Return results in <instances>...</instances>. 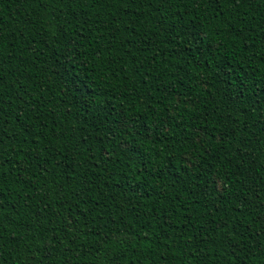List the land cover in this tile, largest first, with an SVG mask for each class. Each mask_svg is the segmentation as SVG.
<instances>
[{
  "label": "trees",
  "instance_id": "trees-1",
  "mask_svg": "<svg viewBox=\"0 0 264 264\" xmlns=\"http://www.w3.org/2000/svg\"><path fill=\"white\" fill-rule=\"evenodd\" d=\"M200 10L95 0L50 3L45 10L34 0H0L3 155L13 160L10 152L30 150L18 143L25 128L33 146L55 138L49 147L58 151L55 159L41 157L49 175L32 162L20 181L10 175L5 184L3 264L42 260L39 248L49 240L53 250L43 264H195L188 259L193 252L202 264H232V249L219 251L216 227L225 221L239 225L236 264H264V124L247 101L239 109L235 103L245 77L246 85L264 90V0L205 7L197 17ZM186 11L196 18L189 22ZM181 19L205 29L203 43L183 52L184 37L178 42L170 31ZM70 46L80 54L74 82L62 67ZM124 118L137 121L142 133L153 130L138 149L146 157L139 167L149 168L138 174L139 191L123 161L114 165L119 149L101 143ZM106 150L113 163L105 162ZM161 217L191 219L175 252L165 247L170 234L162 233ZM146 234L151 248L141 242ZM202 238L207 242L197 245Z\"/></svg>",
  "mask_w": 264,
  "mask_h": 264
},
{
  "label": "snow or ice",
  "instance_id": "snow-or-ice-1",
  "mask_svg": "<svg viewBox=\"0 0 264 264\" xmlns=\"http://www.w3.org/2000/svg\"><path fill=\"white\" fill-rule=\"evenodd\" d=\"M34 2H38L40 6L45 7L47 4L50 3H67V2H78V0H34ZM249 2V0H95V3H116V4H122V5H145L147 4L149 7L152 3L157 4H169V3H180V4H189L193 8H200L201 10L197 12V17L204 15L203 9L206 7L209 10H214L218 6L223 4H234L237 7L240 3H246ZM250 2H255V0H250ZM185 15L188 16L189 22L196 17H193L190 13L187 11L185 12ZM180 28H183L184 31L181 32ZM170 31L175 32V39L179 42L181 40V37H184V42L180 44L181 52L184 51V48L187 44H191L193 42H199L203 43L204 37H205V29L204 25H194L191 23H185L182 19L181 21L176 24L175 28L170 29ZM0 47H2V40H0ZM79 53L75 50V46H70L68 50H66L65 54L63 55V61L62 67L66 69V74H68V78L70 82L73 81V76L78 75L76 72V63L79 57ZM59 62V58H58ZM102 64L103 62H98ZM222 71L224 69H221ZM229 77H232V73H229ZM247 77H245L243 80L240 81L239 85H237V99L235 101L237 109L240 108V101H247L249 109L256 113L259 116V124H264V90H257L254 87H250L249 85L245 84V80ZM233 82H235L233 80ZM90 81L87 80V78L81 80L79 82L78 87L81 88L82 94L83 89H87ZM254 93V94H253ZM95 96V94H93ZM87 99V97H86ZM179 102V101H178ZM103 102L101 101V104ZM97 107H100L97 105ZM101 112L107 113V109L100 107ZM3 115V110L0 109V116ZM247 115V113H245ZM106 118V117H105ZM168 128L165 127L163 129V132H167ZM203 131V130H202ZM39 133H37L38 135ZM153 134V130L149 129L147 133H142L140 127L138 126L137 121H133L128 118L121 119L118 125L114 128L110 127L108 130L104 132V137L101 141L103 144H107L109 148H112L115 146V148L119 149V155L116 157L114 161V165H120L121 161H123V170H125L126 176H131L133 180L136 181L135 184H132L131 186L136 190L139 191L138 185L142 184V181L139 179V175H144L148 173L149 168L145 166L143 169L139 167V165L146 159L143 152L138 151L143 146V142L145 139H151V136ZM23 135L25 136V139L22 141H19L21 145H28L29 149L28 151L23 152H15L12 151L9 154L13 156V160H8L3 155L2 150V141H0V225L3 224L4 220L6 219L7 215L5 213V209L9 207L8 204L5 203L4 199V191H5V184L8 181L9 176L11 175L13 177L14 182H18L21 180L22 176L26 174V169L34 162L33 166L37 168L38 171H40L44 175H49V169L47 167H41V165L47 163V159H42L41 157H46L48 155H51L53 159H55V156L58 154L57 150H54V147H49V144L54 145L55 138H52L49 140V144H45L43 140L39 142L36 146H33L31 141L28 140L29 136H32V131L25 128L23 131ZM204 135H207L205 132ZM227 135V133L222 132L220 136V143H224V136ZM157 139H159V136H157ZM87 141V138L85 139V142ZM87 151V149H85ZM16 158H18L20 161H23L25 163V167L21 168L16 165ZM113 153L109 151H105V162L106 163H113ZM95 159V158H93ZM63 163L67 164L68 162L65 160ZM11 165V166H9ZM61 166V162H57L53 165L55 168H59ZM139 174V175H138ZM119 183V181H117ZM123 187V185H122ZM206 191V189H204ZM216 191L218 193H223L225 191V185L220 182L219 180L216 183ZM259 199V197H257ZM242 205L244 206V209L246 210L247 207V201H241ZM261 204L264 205V201H261ZM15 215H18V213H12ZM243 213L241 212V215ZM187 219V223L181 224L179 221H172L171 223L166 222V219L164 217H161L160 223H161V229L162 233L170 234V235H164L165 240V247H168V244H171L172 247H168V251L175 252L176 246L181 244V239L183 234L188 228L193 227V224L191 222L190 217H185ZM67 219V218H66ZM68 225L71 227L76 222L73 220L67 221ZM203 231H208L206 227L203 225L201 226ZM239 228V225L233 224L231 227H229V222L225 221L224 223H219L216 227V231H218L221 234V239L219 242V251L224 252L226 249H232V251L229 252V255L233 256L234 259L232 260V264H236V252L238 250L233 249V245L236 243V240L233 239V237L236 235L237 229ZM231 233V235H229ZM73 236L77 235L76 228L73 227L72 229ZM80 236H84V232H79ZM158 236L161 235V233L157 234ZM174 237V238H173ZM3 241V228L0 227V242ZM50 242L46 241L41 244L39 251L41 253V256L43 259H36L35 257H29L28 258V264H43L44 260L50 259V254L53 249H49L47 247V244ZM141 242L144 243L147 247L151 248V240L148 238L147 234L145 237L141 238ZM206 239L202 238L201 240L197 241L196 244H204L206 243ZM185 243H187L185 241ZM5 245L0 244V247H4ZM217 248L216 243L214 242L212 245V249L215 252ZM65 250H67V245L65 246ZM94 251L99 252V249H94ZM143 251V249H142ZM247 255V253L245 254ZM181 256H183V246H181ZM188 259L194 260L195 264H202V261L197 257L196 252H193ZM0 264H3L2 261H0Z\"/></svg>",
  "mask_w": 264,
  "mask_h": 264
}]
</instances>
